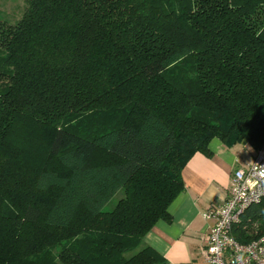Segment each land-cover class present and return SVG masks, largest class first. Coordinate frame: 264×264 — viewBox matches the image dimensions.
Listing matches in <instances>:
<instances>
[{"label":"trees","instance_id":"obj_1","mask_svg":"<svg viewBox=\"0 0 264 264\" xmlns=\"http://www.w3.org/2000/svg\"><path fill=\"white\" fill-rule=\"evenodd\" d=\"M214 138L264 145V0H27L0 20V264H167L143 239Z\"/></svg>","mask_w":264,"mask_h":264},{"label":"crops","instance_id":"obj_2","mask_svg":"<svg viewBox=\"0 0 264 264\" xmlns=\"http://www.w3.org/2000/svg\"><path fill=\"white\" fill-rule=\"evenodd\" d=\"M208 147L210 156L196 153L182 170L184 190L169 205L171 222L157 221L143 239L167 264H207L203 237L212 220L205 213L222 204L233 172L246 169L254 158L245 142L229 150L214 138Z\"/></svg>","mask_w":264,"mask_h":264},{"label":"built area","instance_id":"obj_3","mask_svg":"<svg viewBox=\"0 0 264 264\" xmlns=\"http://www.w3.org/2000/svg\"><path fill=\"white\" fill-rule=\"evenodd\" d=\"M262 200L264 145L246 169L233 172L228 194L222 204L212 205L205 213V217L212 220L203 237L207 264H264V235L241 243L232 234L243 213Z\"/></svg>","mask_w":264,"mask_h":264},{"label":"rangeland","instance_id":"obj_4","mask_svg":"<svg viewBox=\"0 0 264 264\" xmlns=\"http://www.w3.org/2000/svg\"><path fill=\"white\" fill-rule=\"evenodd\" d=\"M26 3L27 0H0V20L15 23L24 12ZM114 203L110 206L107 205V210L111 209Z\"/></svg>","mask_w":264,"mask_h":264}]
</instances>
